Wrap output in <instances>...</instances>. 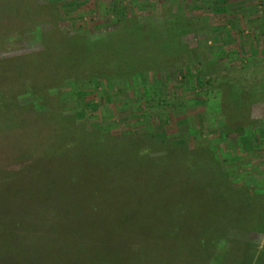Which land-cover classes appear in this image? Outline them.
Masks as SVG:
<instances>
[{
  "label": "rangeland",
  "instance_id": "rangeland-1",
  "mask_svg": "<svg viewBox=\"0 0 264 264\" xmlns=\"http://www.w3.org/2000/svg\"><path fill=\"white\" fill-rule=\"evenodd\" d=\"M8 1L0 5V94L28 84L0 109V228L7 231L0 257L17 247L9 235L17 219L20 233L57 242L49 229L62 213L44 190L75 176L76 191L93 190L117 205L124 224L134 219L137 251L124 260L171 264L177 253L179 264H255L264 244V79H241L231 61L235 49L244 56L245 43L258 46L264 0H254L247 22L242 11L214 5L241 0H32L47 11L56 3L54 18ZM34 24L47 29L43 41ZM94 43L110 55L94 53ZM224 86L233 109L242 106L235 117L221 114V100L216 105L215 90ZM158 159L169 167L175 194L164 205L169 214L159 205L153 216L143 188L157 184ZM173 208L179 211L168 216ZM214 225L235 229L237 240L233 233L214 239ZM180 228L200 236L197 244L229 240L227 253L210 251L205 262L207 251L200 259ZM159 235L167 246L152 252Z\"/></svg>",
  "mask_w": 264,
  "mask_h": 264
},
{
  "label": "trees",
  "instance_id": "trees-1",
  "mask_svg": "<svg viewBox=\"0 0 264 264\" xmlns=\"http://www.w3.org/2000/svg\"><path fill=\"white\" fill-rule=\"evenodd\" d=\"M25 1H29V3L28 4L24 3ZM7 2L9 1L0 0V5L6 6ZM18 3H19V5H17L18 8L20 7L23 9L26 8L25 9V11H27L26 13H29L28 10L31 9L34 12V14H41V15L47 14L48 16H51L53 18L55 13H57L60 9V7L59 8L56 7V3L54 2L51 3L52 9L49 8L50 9L49 11L46 10L47 7H45V5L36 6V3H34L32 0H18ZM22 4L25 5L23 6ZM48 12H50V14H48ZM32 28L33 29L31 30L32 31L34 30L33 33L34 37H36V39H39L38 42L40 40L43 41L46 37V33L44 34V32L47 31V29L41 30V27L38 29L37 26H35V24L32 25ZM28 32L30 33V29H28ZM28 32L25 31V34ZM22 35L24 34L20 33L21 38L24 37ZM139 40L140 38L137 37V43L139 42ZM144 41L145 43L150 42V41L147 42V40ZM95 50L98 51L99 53L101 52L100 54H102V56L107 57L108 55H110V53L107 52V49H105L104 46H101V44L96 45L94 43V50H93L94 53ZM19 83L20 82H18L17 84ZM27 84H28L27 82L24 83L21 82V85L19 87L14 85L19 89H17L16 92H13V94L11 93L8 97L4 96V92H1L2 94H0V109H4V105L7 102L13 105V102L15 101V97L19 93L23 94L25 93V91H27ZM227 89L228 88H225V91L222 88L215 90V91H220L218 94H215L214 96L216 97L215 98L216 105L219 102V100H221L222 104L224 105L222 107L221 114H226L229 111H231V113L229 112V114H231V117H235L237 116V113L241 112L242 106H238L236 109L234 108L235 110L233 109L235 105L233 104V99L230 97V91H229L230 89L229 90ZM206 91L212 92L211 89L210 90L206 89ZM11 97L12 99L10 100ZM226 98H230L232 102ZM237 109H239L238 112ZM3 119L4 118L3 116H1L0 113V121ZM3 122L8 123V121L6 120H4ZM237 129L238 128H235L234 132H236ZM73 142L79 144L78 140L75 141L74 139ZM74 158H75V164L77 165L78 163H76V161H79L80 159L83 158L81 151H80V155L75 156V153H73L72 159ZM162 160L163 159L156 160V163L154 165V172L156 171V174L153 173V178L157 182V184L153 185L152 187L150 186L151 188H149V186L143 188L147 191L150 190L149 194L151 196H149V194H145V195L147 196V199L150 198V202H152V207L150 208L152 209L153 216L155 212L154 207L162 205L161 208H165L164 205L169 203L170 198L173 197V195L175 194L172 190V185H171L172 179H170L167 175L169 171V167L166 163L164 164V160L163 161ZM101 164L102 163L99 162V166ZM135 165H138V163L132 164V166ZM104 168L106 167H103V169ZM100 169H102V167H100ZM49 171H50L49 169L45 171L46 177H47V172ZM106 174L107 173L104 172L102 174V177L105 178ZM74 178L75 176L71 178L64 177V181L61 183V185L59 183L58 185L53 186L48 192L47 191L45 192L44 190V193L48 197L50 196V198H52L54 204L59 208V212L62 213V219L60 218V220H55L56 214L53 213V218L57 223V226L49 229L50 231L53 230L55 232L56 234L55 237L57 242L53 243L52 241H49L50 242L49 243L45 240L37 239L36 232L33 230H27L24 233H20V229H21V227L19 226L20 222L17 219L15 224H12L10 226L13 228H11L12 230L9 231L10 232L9 235L12 234L13 238L15 237L16 241L18 240L16 242L17 247L16 249L14 247V250L9 252V256H4L2 258L0 257V264H112L111 260L113 264H130V263L135 264V262L137 263V257L135 258V260H131V261L128 258L125 260L122 258V256L126 254V252L128 254L131 251L132 252L137 251V247H136L138 243L137 228L132 224L134 219L132 218L133 220L132 221L129 218L127 220L128 223L124 224L123 223L124 220L122 219L124 212H122L118 208L116 209L117 205L115 206L112 205L109 206L108 204L106 205V201H104L101 197L94 194L93 190L86 191L84 190V187H82L81 192L76 191V188H74L76 186V180H74ZM68 179L71 180L69 181ZM65 192H68V194H65ZM37 198L38 196L34 197V199ZM142 199L143 198H141V201ZM41 201L44 204V202L47 201V199L46 198L42 200L40 199V203ZM144 203H142V205H140L137 208V210L142 209L143 207L146 208ZM165 210L169 214V209L165 208ZM165 210L164 209L162 210V212H164V219H165V215H167ZM178 211L179 208H173L171 214L168 216H173ZM133 217L136 220L138 219L137 215ZM141 223H145V221ZM157 227L162 229L161 226H157ZM212 229L214 230V234H215L214 239L224 238L226 236H230V234L233 233V237L231 236V238L237 240L235 229L234 230L232 229L231 231L228 228H225L224 225L220 229H217V225H214L212 226ZM5 230H6L5 228H0V240L2 241L3 239H6L3 238L5 234L7 235V231ZM179 230H181L182 233H184L185 236V237L183 236L184 239L188 238V240L192 241L191 243H188L190 244V248L193 246V244L199 246L198 249L199 250L201 249V253H199L200 259H203L201 255L204 254V250L207 251V253L204 255H208V256L210 254V251L212 253L220 250L224 255L225 253H227L225 250H227L226 245L230 244L229 240H227L226 243L224 242V244L219 243V241L214 242V239H212L208 244H206L205 242H198L197 244L196 240H198L200 236H197V234L194 235L192 230H189L188 234L186 233L187 235L185 234L186 230H183L182 228H180ZM161 236L162 235L158 236L157 239L158 241H156V244L155 243H153L152 245L150 244L151 245L150 249L152 250V252L155 249V247H157L158 245L163 244L162 246H164L166 238L162 237L160 239L159 237ZM163 241L164 243H162ZM212 243H215L213 247L210 246L212 245ZM172 245L175 248L177 242H173ZM222 246H224V248ZM194 250L195 249H193L192 252ZM255 251L256 249H254V252L250 254L251 260L255 256L256 253ZM236 254L238 255V253ZM175 255L173 254V256L171 257L173 260L171 264L181 263L180 262L181 258L179 256L175 257ZM208 256L205 262L209 261L210 256L212 255H210L209 257ZM189 257L193 260L195 258L194 254H190ZM260 258L261 261L263 262L264 244L255 256L256 259L255 264H262V262H260ZM159 259H161V257H159ZM198 264H203V263L199 262Z\"/></svg>",
  "mask_w": 264,
  "mask_h": 264
},
{
  "label": "crops",
  "instance_id": "crops-1",
  "mask_svg": "<svg viewBox=\"0 0 264 264\" xmlns=\"http://www.w3.org/2000/svg\"><path fill=\"white\" fill-rule=\"evenodd\" d=\"M253 2L254 0H241L237 1V6H235L236 4L233 6H231V4H227V6L226 4L219 6L218 4H216L217 2L214 3V5H216V8H225L224 10L230 9V11H242L241 14L242 16H244L243 19H245V21L247 22V20L250 19V11ZM241 14L239 16H241ZM230 18L233 19V17ZM248 22H251V20ZM255 45V43H253L252 46H250V44L248 43L244 44L243 55L245 56L246 54L245 57L239 55V50L234 48L235 58H233V61L231 62L232 64L235 63L233 65L235 69H237L239 72L242 71L240 72V74H237L238 76L241 75V79H244L245 77L249 78L250 75H252L253 79H264V31L259 43H257L258 46ZM231 51H233V49H231Z\"/></svg>",
  "mask_w": 264,
  "mask_h": 264
}]
</instances>
